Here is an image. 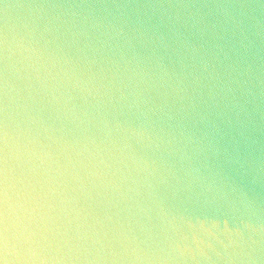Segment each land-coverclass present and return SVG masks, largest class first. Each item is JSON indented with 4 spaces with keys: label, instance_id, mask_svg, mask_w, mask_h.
<instances>
[{
    "label": "clouds",
    "instance_id": "9594fccd",
    "mask_svg": "<svg viewBox=\"0 0 264 264\" xmlns=\"http://www.w3.org/2000/svg\"><path fill=\"white\" fill-rule=\"evenodd\" d=\"M0 264H264V0H0Z\"/></svg>",
    "mask_w": 264,
    "mask_h": 264
}]
</instances>
